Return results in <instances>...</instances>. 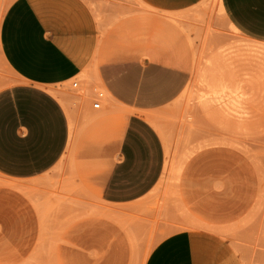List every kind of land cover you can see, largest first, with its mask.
Returning <instances> with one entry per match:
<instances>
[{"label": "crops", "instance_id": "0c3cea01", "mask_svg": "<svg viewBox=\"0 0 264 264\" xmlns=\"http://www.w3.org/2000/svg\"><path fill=\"white\" fill-rule=\"evenodd\" d=\"M124 1L12 0L5 6L1 176L40 177L64 159L71 136L65 88L92 71L109 98L76 137L77 181L92 195L121 205L146 198L159 185L165 149L149 116L172 103L190 81L194 47L178 15L202 0H135L141 8L134 9ZM222 3L236 28L264 39V0ZM145 264L245 261L219 231L191 225L162 238Z\"/></svg>", "mask_w": 264, "mask_h": 264}, {"label": "rangeland", "instance_id": "374dc122", "mask_svg": "<svg viewBox=\"0 0 264 264\" xmlns=\"http://www.w3.org/2000/svg\"><path fill=\"white\" fill-rule=\"evenodd\" d=\"M10 1L4 0L5 6ZM124 2L130 9L141 8L135 0ZM178 16L194 47V68L181 95L152 113L165 149L159 185L131 204L106 202L77 181L73 150L43 176L16 180L0 175V264H84V256L87 264H110L107 242L114 237L133 242L125 264H145L149 247L152 251L162 238L191 225L219 231L245 264H264V109L256 80L264 73L263 61L257 67L264 52L253 51L251 62L239 61L238 52L243 43L264 44V39L236 28L217 0H202ZM250 66L260 69L254 72ZM94 75L82 74L65 88L77 136L97 114L93 103L103 88ZM227 102L233 112L242 110L244 120L221 114ZM255 154L263 167L254 173ZM251 161L253 166L246 164ZM252 167L249 179L245 169Z\"/></svg>", "mask_w": 264, "mask_h": 264}, {"label": "bare ground", "instance_id": "6f19581e", "mask_svg": "<svg viewBox=\"0 0 264 264\" xmlns=\"http://www.w3.org/2000/svg\"><path fill=\"white\" fill-rule=\"evenodd\" d=\"M218 1V3H219V6H220V9L221 10H224V7H223V3H222V0H217ZM4 9H5V2H4V0H0V20H1V16H2V14H3V11H4ZM235 28V27H234ZM247 44V43H246ZM239 45H240V43H239ZM242 45V44H241ZM240 45V46H241ZM243 45H244V43H243ZM242 45V47H244ZM236 46H238V44L236 45ZM239 47V46H238ZM237 47V48H238ZM241 47V50H240V47L238 48L240 51H238V52H241V54H242V56H243V58H239V61L240 60H247V61H250V60H248V58H251V57H253V56H251L252 54H254L253 53V51H258L259 52V54H260V52H264V44H259V43H256V42H251V43H249V44H247L246 45V47H244V48H242ZM237 49V50H238ZM237 50H234L235 51V53H236V51ZM237 52V53H238ZM234 53V56L236 55ZM245 55V56H244ZM255 55H257L256 53H255ZM254 55V56H255ZM233 56V57H234ZM239 56V55H238ZM238 56L236 55V60H238ZM240 57H241V55H240ZM244 57H246V58H244ZM256 57V56H255ZM257 58H259V57H256V59H255V61L257 60ZM260 60V61H259ZM258 60V65H257V67L259 66V65H261V64H259L260 62L262 63V61H263V63H264V58H263V60H262V58H260ZM232 62V61H231ZM231 62H229V63H231ZM251 62V61H250ZM254 61H252V63H253ZM228 63V64H229ZM242 63V62H241ZM245 63V62H244ZM254 63H256V62H254ZM262 63V65L264 66V64ZM232 64H233V62H232ZM246 64V63H245ZM248 64H251V63H249L248 62ZM235 65V64H234ZM234 65L232 66V68L234 67ZM230 66V65H229ZM239 66H240V64H239ZM246 66H249V65H246ZM245 66V67H246ZM262 66V68H264ZM237 67H238V65H237ZM251 67V66H250ZM250 67H249V69H250ZM257 67H255L254 66V68L253 67H251V68H253L251 71H254V72H256V70L258 71L260 68H257ZM234 69H237L236 68V65H235V68ZM241 69H242V67H241ZM239 70V69H238ZM250 71V70H249ZM263 72H264V70H262ZM262 71H260V72H262ZM259 75H261V74H259L258 73V79H256V80H259V85H260V91H258V92H260V93H258L259 95H260V97L262 98V102H263V109H264V73H262V75H261V77L259 76ZM96 75H94V77H95ZM260 77V78H259ZM94 79V78H93ZM96 81V82H95ZM94 82L97 84L98 83V81L96 80V79H94ZM94 86H96V85H94ZM99 87V85H97L96 86V88H98ZM98 89H100L101 90V88H98ZM102 91H104V90H102ZM55 92H57V91H55ZM104 93H105V91H104ZM107 93V92H106ZM107 96V95H106ZM260 101V102H261ZM64 102H65V104H66V107H67V111H68V113H69V116H70V120H71V136H70V140H69V144H68V147H67V150H66V154H69L72 150H73V147H74V144H75V141H76V137H77V131H75V123H74V117H73V113H72V111H71V109H70V107L68 106V104H67V102H66V100H64ZM219 103V102H218ZM238 103H240V102H238ZM241 105V104H240ZM239 105V106H240ZM260 105H262V104H260ZM216 107H218V106H216ZM233 108H231L230 107V105H229V103L227 102L226 104H223V106L220 108V112H221V114L226 118V119H233V120H236V121H242V120H244V117L245 116H243L244 114H241L242 113V110H241V113L239 114V112L237 113V112H233V110H232ZM236 111V110H235ZM262 111V110H261ZM264 111V110H263ZM150 112H152V111H150ZM218 112V111H217ZM149 113V112H148ZM155 113V112H154ZM146 114V113H145ZM263 114V113H262ZM150 115V114H149ZM155 116V115H154ZM220 116V115H219ZM148 117V116H147ZM222 117V116H221ZM153 118H155V117H153ZM153 118H152V116H149V120L151 119L152 121H153ZM220 120V119H219ZM232 121V120H231ZM223 122V121H222ZM233 123V122H232ZM238 123V122H237ZM237 123H235V124H237ZM223 124V123H222ZM225 124V123H224ZM230 124V123H229ZM254 154V153H253ZM251 156V155H250ZM249 156V157H250ZM253 157L252 158H258V159H260L258 156H256V154L255 155H252ZM256 156V157H255ZM248 159H251V158H248ZM252 160V159H251ZM253 162H256V161H258L257 159L256 160H252ZM251 161V162H252ZM246 163L247 165H250V166H253V164L254 163ZM259 163L261 162V160L260 161H258ZM256 163L255 164V166L257 165V167L258 166H260V168L261 167H263V165H261L262 163ZM254 168V171H253V167L251 168V169H248V168H246L245 170H243V171H245V172H247V170H248V173L249 172H258V171H260L259 169V167L258 168ZM261 170H262V168H261ZM244 172V173H245ZM250 174V173H249ZM243 175H246V173L245 174H243ZM252 175L250 174V176H249V179H250V177H251ZM246 179H248L247 177H246ZM248 179V180H249ZM242 180V177L240 178V181ZM239 181V185L238 186H240V187H243L242 185H240L241 184V182ZM245 181V180H244ZM247 181V180H246ZM245 181V183H247V182H249V181H247L246 182ZM251 185V184H250ZM252 186V185H251ZM13 188V187H12ZM249 189H250V187H249ZM238 191H239V187H238V189H237ZM236 192V193H240V192H242V191H240V192ZM243 191H245V189L243 190ZM247 192H249V191H251V190H246ZM254 190L252 189V192H253ZM250 193V192H249ZM253 194V193H252ZM138 206H140V205H138ZM111 210V209H110ZM118 210H119V208H118ZM114 210H112L111 212H113ZM120 212H118L119 213V215H120V213H122V211L121 210H119ZM108 213H109V211H107ZM107 213V214H108ZM103 215V214H102ZM110 215H112V213L110 214ZM111 217H113V215L111 216ZM92 223V222H91ZM94 225H96V223L94 222ZM106 226H108V225H106ZM107 244H108V250H109V257H110V264H125V258H126V255H127V252L130 250H132V246H131V244H133V242L132 241H130L129 240V242L127 243V242H123V241H121V240H119V238L118 237H114L113 239H110L108 242H107ZM150 248V249H149ZM148 249H147V252H148V254L150 253V251H151V247H149ZM146 256H147V254H146ZM87 262H88V259H87V257L86 256H84L83 257V263L84 264H87Z\"/></svg>", "mask_w": 264, "mask_h": 264}, {"label": "built area", "instance_id": "2783aa9c", "mask_svg": "<svg viewBox=\"0 0 264 264\" xmlns=\"http://www.w3.org/2000/svg\"><path fill=\"white\" fill-rule=\"evenodd\" d=\"M78 83H79L78 81H74L73 82V86L74 87H77L78 86ZM97 94H98V97L99 98H98L97 101H95L93 103V107L98 109V108H101V106H102L101 98L104 96V91H99Z\"/></svg>", "mask_w": 264, "mask_h": 264}]
</instances>
